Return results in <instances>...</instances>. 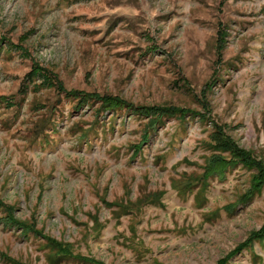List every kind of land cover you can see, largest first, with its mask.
Segmentation results:
<instances>
[{
	"label": "rangeland",
	"instance_id": "374dc122",
	"mask_svg": "<svg viewBox=\"0 0 264 264\" xmlns=\"http://www.w3.org/2000/svg\"><path fill=\"white\" fill-rule=\"evenodd\" d=\"M33 65L185 115L78 109ZM214 125L264 168V0H0V264H89L25 226L102 264H264V184L207 173Z\"/></svg>",
	"mask_w": 264,
	"mask_h": 264
},
{
	"label": "trees",
	"instance_id": "16d2710c",
	"mask_svg": "<svg viewBox=\"0 0 264 264\" xmlns=\"http://www.w3.org/2000/svg\"><path fill=\"white\" fill-rule=\"evenodd\" d=\"M2 40V39H1ZM40 77L45 83H51V86L55 88L58 94H62L66 98H72L77 100L78 109L82 106L87 105L88 103H99L100 110H117L121 108H125L129 111H137L139 112L140 116L144 118H154L153 122H151V126L158 124L163 117L166 115H174L176 113L180 114L181 116L185 115L183 109L174 108V107H161V106H152V107H135L130 103L119 99L118 97H108V96H98L94 93H84L82 91H75L70 90L67 91L62 83L58 81L57 77L50 73L49 71L40 68L38 65H33L31 71L28 73V77ZM50 86L49 84H46ZM99 111V110H98ZM98 114V113H97ZM214 131L211 132L208 138V143L206 144L207 148L212 152L208 162L206 163V171L207 173H218V175L222 176L223 173L229 168L234 167L237 164H241L244 167H249L255 170V175L252 177V191H258L264 184V168L262 167L261 163L255 160L251 155L245 151L239 150L233 143V141L224 133L223 128L218 125L213 126ZM252 194V193H251ZM0 208H3L7 211V224L9 226L17 227L22 225L18 221L14 219L13 213L10 209L4 205L0 201ZM24 226V225H22ZM23 233L31 232L32 234L37 235L38 237L44 239L48 244H50L57 252L58 257L72 259L75 261H80L89 264H102L97 261H93L87 258H83L77 255H73L63 244L43 235L40 231L34 230L31 228L30 231L25 226L22 228ZM248 244L244 246H249L253 240L261 241L264 238V229L256 234H252L250 236ZM241 249H238L239 252ZM236 252V253H237ZM221 262L220 264H223Z\"/></svg>",
	"mask_w": 264,
	"mask_h": 264
}]
</instances>
